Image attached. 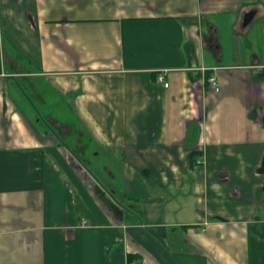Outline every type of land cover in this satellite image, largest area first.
<instances>
[{"label": "crops", "instance_id": "1", "mask_svg": "<svg viewBox=\"0 0 264 264\" xmlns=\"http://www.w3.org/2000/svg\"><path fill=\"white\" fill-rule=\"evenodd\" d=\"M262 17L264 0H0V264H264ZM226 28L251 59L224 61ZM24 84L64 98L65 137Z\"/></svg>", "mask_w": 264, "mask_h": 264}, {"label": "rangeland", "instance_id": "2", "mask_svg": "<svg viewBox=\"0 0 264 264\" xmlns=\"http://www.w3.org/2000/svg\"><path fill=\"white\" fill-rule=\"evenodd\" d=\"M251 39H255L257 44L259 45L260 52L264 51V17L258 19L253 25V30L250 33ZM255 37V38H254ZM258 37V39H257ZM253 41H244L239 35L233 33L229 34V30H222L221 34V44H222V54L224 56V61L228 62L230 60L234 62H239L243 59L249 60L252 58L251 52L248 49L249 44ZM25 95L31 101L36 102V112L34 114H29L31 119H34V115L36 117H41L43 120L44 127H53V131H55L60 136L65 137L66 133L69 132L66 126H63V123H77V118L75 113L71 110L70 107L67 106L65 102L61 99H64L62 96L58 95L57 99L53 96L50 97L47 102L41 103L38 97H34L31 93L32 88L28 84H24ZM31 93V95H30ZM51 99V100H50ZM70 109V110H69ZM71 111V112H70ZM29 118V119H30ZM51 130V129H50ZM77 129L73 130V133L68 134L67 139L71 137H76L78 134L76 133ZM97 161V159H96ZM95 161V165L97 166V174H101L102 180H104L105 184L108 187H113L114 189H120V179H111L110 177L105 175V171L102 170V167L107 163L102 161L101 158L98 161Z\"/></svg>", "mask_w": 264, "mask_h": 264}, {"label": "trees", "instance_id": "3", "mask_svg": "<svg viewBox=\"0 0 264 264\" xmlns=\"http://www.w3.org/2000/svg\"><path fill=\"white\" fill-rule=\"evenodd\" d=\"M200 156V154L199 153H197L196 151H193L192 153H191V165L193 166V165H195V163L197 162V158ZM262 170H264V165H263V167H262Z\"/></svg>", "mask_w": 264, "mask_h": 264}, {"label": "built area", "instance_id": "4", "mask_svg": "<svg viewBox=\"0 0 264 264\" xmlns=\"http://www.w3.org/2000/svg\"><path fill=\"white\" fill-rule=\"evenodd\" d=\"M158 81H159V82L164 81V77H163V76H159V77H158ZM211 81H213V84H214V85L217 84V82H216L214 79H212ZM165 85L168 86L169 84H168L167 82H165Z\"/></svg>", "mask_w": 264, "mask_h": 264}, {"label": "water", "instance_id": "5", "mask_svg": "<svg viewBox=\"0 0 264 264\" xmlns=\"http://www.w3.org/2000/svg\"><path fill=\"white\" fill-rule=\"evenodd\" d=\"M251 14H253V11L249 13L250 16H251Z\"/></svg>", "mask_w": 264, "mask_h": 264}]
</instances>
